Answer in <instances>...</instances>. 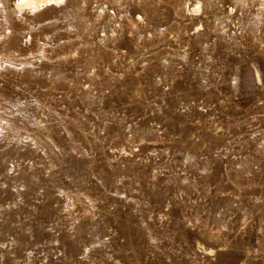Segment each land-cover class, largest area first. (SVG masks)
<instances>
[{"label":"rangeland","instance_id":"374dc122","mask_svg":"<svg viewBox=\"0 0 264 264\" xmlns=\"http://www.w3.org/2000/svg\"><path fill=\"white\" fill-rule=\"evenodd\" d=\"M0 0V264H264V0Z\"/></svg>","mask_w":264,"mask_h":264},{"label":"bare ground","instance_id":"6f19581e","mask_svg":"<svg viewBox=\"0 0 264 264\" xmlns=\"http://www.w3.org/2000/svg\"><path fill=\"white\" fill-rule=\"evenodd\" d=\"M39 1H40V0H35V3H34V6H35V7L38 6ZM44 1H54V2H58V1H60V0H44Z\"/></svg>","mask_w":264,"mask_h":264},{"label":"snow or ice","instance_id":"6c2138e0","mask_svg":"<svg viewBox=\"0 0 264 264\" xmlns=\"http://www.w3.org/2000/svg\"><path fill=\"white\" fill-rule=\"evenodd\" d=\"M61 2H62V0H61Z\"/></svg>","mask_w":264,"mask_h":264}]
</instances>
